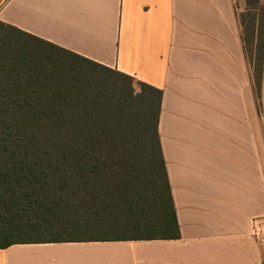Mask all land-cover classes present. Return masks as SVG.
<instances>
[{"label": "crops", "instance_id": "1", "mask_svg": "<svg viewBox=\"0 0 264 264\" xmlns=\"http://www.w3.org/2000/svg\"><path fill=\"white\" fill-rule=\"evenodd\" d=\"M264 4V0H259ZM247 0H0V22L162 91L173 239L14 244L0 264H264V127Z\"/></svg>", "mask_w": 264, "mask_h": 264}, {"label": "trees", "instance_id": "2", "mask_svg": "<svg viewBox=\"0 0 264 264\" xmlns=\"http://www.w3.org/2000/svg\"><path fill=\"white\" fill-rule=\"evenodd\" d=\"M247 4L245 52L264 62V7ZM134 81L0 22V249L179 237L162 91Z\"/></svg>", "mask_w": 264, "mask_h": 264}, {"label": "rangeland", "instance_id": "3", "mask_svg": "<svg viewBox=\"0 0 264 264\" xmlns=\"http://www.w3.org/2000/svg\"><path fill=\"white\" fill-rule=\"evenodd\" d=\"M260 7H264V4L261 3L260 6H258L257 8H259V12H262V9ZM253 8V12H254ZM248 49V55H249V60H250V68H251V72L253 71V74H255V76L259 75V79H258V85L259 87L257 88V101H258V109L261 113V117H262V122H263V127H264V62H256V59L254 56V51H253V46L251 44L248 45L247 47ZM262 70L261 73H257V71L254 70ZM257 80V78H255ZM134 86L136 88L139 89V85L137 83V80L134 81Z\"/></svg>", "mask_w": 264, "mask_h": 264}, {"label": "built area", "instance_id": "4", "mask_svg": "<svg viewBox=\"0 0 264 264\" xmlns=\"http://www.w3.org/2000/svg\"><path fill=\"white\" fill-rule=\"evenodd\" d=\"M251 235L255 239V241L259 243L260 246L263 248L264 255V217H257L253 219Z\"/></svg>", "mask_w": 264, "mask_h": 264}]
</instances>
